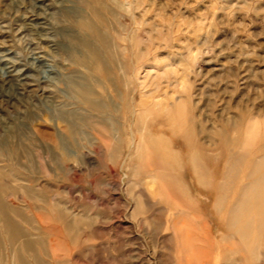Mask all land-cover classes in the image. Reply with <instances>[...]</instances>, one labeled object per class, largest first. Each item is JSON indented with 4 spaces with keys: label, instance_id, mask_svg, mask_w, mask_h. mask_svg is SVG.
I'll list each match as a JSON object with an SVG mask.
<instances>
[{
    "label": "rangeland",
    "instance_id": "374dc122",
    "mask_svg": "<svg viewBox=\"0 0 264 264\" xmlns=\"http://www.w3.org/2000/svg\"><path fill=\"white\" fill-rule=\"evenodd\" d=\"M183 91L264 119V0H0V264H264L136 150Z\"/></svg>",
    "mask_w": 264,
    "mask_h": 264
},
{
    "label": "bare ground",
    "instance_id": "6f19581e",
    "mask_svg": "<svg viewBox=\"0 0 264 264\" xmlns=\"http://www.w3.org/2000/svg\"><path fill=\"white\" fill-rule=\"evenodd\" d=\"M180 96L171 105L167 104L171 107L164 108L166 119L161 117L153 121L152 124H160L157 128L144 124L147 128L138 132L136 150L149 167L157 165L165 167L167 171L172 169L171 172L187 169L196 185L203 189L202 192L210 193L213 212L224 216V233H221L223 248L225 246L229 251L227 247L234 242L233 238H237V245L248 250L253 258L259 250L264 230V131L261 132L264 119L241 114L233 121H225L220 116L218 120L208 118L207 121L204 114H194L195 106H190L186 111L183 97L190 99L187 91ZM170 98L173 99V95ZM207 123H210L208 127ZM202 139L207 140L202 142L203 145L199 143ZM112 147L107 145L110 150ZM171 172H166L161 180L168 183L175 197L191 204L186 187ZM161 195L163 197V192ZM201 199L206 201L207 195L199 193L196 198L199 204H203ZM4 222L5 227L10 229L11 223Z\"/></svg>",
    "mask_w": 264,
    "mask_h": 264
}]
</instances>
